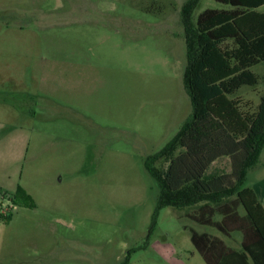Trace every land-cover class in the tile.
<instances>
[{
	"label": "rangeland",
	"instance_id": "1",
	"mask_svg": "<svg viewBox=\"0 0 264 264\" xmlns=\"http://www.w3.org/2000/svg\"><path fill=\"white\" fill-rule=\"evenodd\" d=\"M186 1L0 0V264H206L191 229L236 247L241 233L192 221L195 207H158L144 166L192 113ZM206 8L227 6L197 0L192 28ZM252 70L259 83L233 95L250 112L264 67ZM230 171L221 157L207 172ZM259 175L264 148L245 184Z\"/></svg>",
	"mask_w": 264,
	"mask_h": 264
},
{
	"label": "trees",
	"instance_id": "2",
	"mask_svg": "<svg viewBox=\"0 0 264 264\" xmlns=\"http://www.w3.org/2000/svg\"><path fill=\"white\" fill-rule=\"evenodd\" d=\"M196 1L187 0L181 11L187 63L182 81L192 113L144 166L158 183V207H195L186 213L192 221L227 237L241 233L234 249L191 229L190 241L206 264H264V209L253 189L242 186L264 147V78L255 111L233 97L259 83L252 68L264 67V0H215L227 8L202 10L192 28L188 17ZM221 157L230 159V173L209 175ZM159 159L168 161L165 169L155 166ZM18 193L33 206L29 195Z\"/></svg>",
	"mask_w": 264,
	"mask_h": 264
},
{
	"label": "crops",
	"instance_id": "3",
	"mask_svg": "<svg viewBox=\"0 0 264 264\" xmlns=\"http://www.w3.org/2000/svg\"><path fill=\"white\" fill-rule=\"evenodd\" d=\"M264 148V147H263ZM263 148H262V150H261V152H260V155H261V153H262V151H263ZM260 155H259V159H260ZM259 159H258V163H259ZM257 165V164H256ZM255 165V166H256ZM252 169V168H251ZM250 169V170H251ZM249 170V171H250ZM248 171V172H249ZM248 172H247V174H246V177H245V180H244V183H243V187H250L251 189H253V191H254V193H255V195H256V197H257V199H258V201H259V203L261 204V206L263 207V209H264V175L263 176H261L260 177V175L258 176V178H257V180H256V182L255 183H253L254 185H252V186H248V185H246L245 184V181H246V179H247V175H248ZM16 206V204H13V202L11 201V206L9 207V209H11V207L13 208V207H15ZM2 218H5V219H9L10 218V215L9 216H5V217H2ZM10 225V222H8V223H5V222H1L0 221V236H1V234H2V232L4 231V229L6 228V227H8ZM207 233V232H206ZM208 234H210V233H208ZM210 235H212V236H216V237H219V236H217V235H213V234H210ZM227 237V236H226ZM231 236H228V238H230ZM220 239H222L221 237H219ZM223 240V239H222ZM1 241V240H0ZM224 241V240H223ZM240 242H241V237L239 238V240L238 241H234V244H235V246L236 247H232V246H230V247H232V248H234V249H238L240 246ZM1 243V242H0ZM224 243H225V241H224ZM226 244V243H225ZM227 245V244H226ZM229 246V245H228Z\"/></svg>",
	"mask_w": 264,
	"mask_h": 264
},
{
	"label": "built area",
	"instance_id": "4",
	"mask_svg": "<svg viewBox=\"0 0 264 264\" xmlns=\"http://www.w3.org/2000/svg\"><path fill=\"white\" fill-rule=\"evenodd\" d=\"M0 215H1L2 217L8 216L7 210H6V211L3 210V211L0 213Z\"/></svg>",
	"mask_w": 264,
	"mask_h": 264
}]
</instances>
